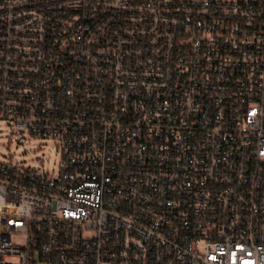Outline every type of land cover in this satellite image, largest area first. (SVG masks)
Returning a JSON list of instances; mask_svg holds the SVG:
<instances>
[{
  "label": "built area",
  "instance_id": "2783aa9c",
  "mask_svg": "<svg viewBox=\"0 0 264 264\" xmlns=\"http://www.w3.org/2000/svg\"><path fill=\"white\" fill-rule=\"evenodd\" d=\"M0 120V264H264V0H0Z\"/></svg>",
  "mask_w": 264,
  "mask_h": 264
},
{
  "label": "rangeland",
  "instance_id": "374dc122",
  "mask_svg": "<svg viewBox=\"0 0 264 264\" xmlns=\"http://www.w3.org/2000/svg\"><path fill=\"white\" fill-rule=\"evenodd\" d=\"M18 138L10 123L0 120V159H12L26 165L40 166L41 170L53 171L60 160V153L52 139L38 136ZM17 239L23 240L22 237Z\"/></svg>",
  "mask_w": 264,
  "mask_h": 264
}]
</instances>
